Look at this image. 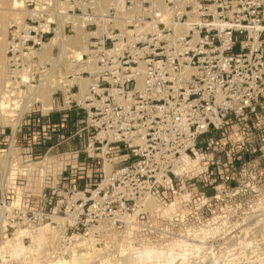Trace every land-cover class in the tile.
Returning <instances> with one entry per match:
<instances>
[{"label":"rangeland","instance_id":"rangeland-1","mask_svg":"<svg viewBox=\"0 0 264 264\" xmlns=\"http://www.w3.org/2000/svg\"><path fill=\"white\" fill-rule=\"evenodd\" d=\"M87 1L0 0V264H264V98L217 149L186 153L195 120L177 117L189 95L197 107L209 98L202 73L222 61L223 35H196L206 7L180 0L171 8L188 19L166 27L148 19V5H127L84 30L75 9ZM220 13L249 30L264 12L256 18L235 0ZM60 28L70 40L87 34L106 63L54 48V64L26 48L40 30L50 32L46 45ZM233 36L248 54V33ZM238 67L250 78L234 98L264 94L253 63ZM42 97H51L48 115ZM76 104L74 125L45 136V119Z\"/></svg>","mask_w":264,"mask_h":264},{"label":"built area","instance_id":"built-area-1","mask_svg":"<svg viewBox=\"0 0 264 264\" xmlns=\"http://www.w3.org/2000/svg\"><path fill=\"white\" fill-rule=\"evenodd\" d=\"M161 1L164 3L163 5L168 12L166 18L161 17L155 8L152 9L151 4L156 2V0H93V2L88 0L87 2H81L75 10L81 11L83 16L78 20L79 24L75 27H81L87 30L90 27L97 26V24H100L97 20H101V22L106 21L104 18L107 16L104 11L107 10L110 15L111 11L117 12L126 8L127 5H138V8H143V6L148 5L149 9H151L149 14L151 17H148V19H152L153 22L156 20L159 26L174 27L177 24L181 26L180 22L183 21L184 17L188 19V16H185V14L176 12L178 9L177 7L171 8V5L178 6L180 0H173L174 2L167 0L168 4H165L166 0ZM243 1L250 10H253L254 17H259L260 10L264 12V0ZM234 2L235 0H200V5H204L208 13L204 16V18H206L205 24L198 26L199 31L196 34L197 38L201 39L204 33L209 34L212 32L219 33L220 39L223 35L221 43L223 47L220 53L222 61L218 67L206 69L201 76V80L205 81L207 87L209 86L208 88L211 90V93L213 91L215 92L212 94L210 93L209 98H206V100L200 101L198 107L192 105L194 102L191 101L195 94L189 95L186 99L189 104L185 108V115L180 114L177 116L183 118L188 115L189 120H195L192 125H189L187 130V135L193 137L194 143L191 148L185 150L186 153L190 150L202 152V150L207 151L211 148L217 149L218 145L221 144L222 138L231 137L232 134H230V132L234 130V127L237 126L238 128V124L241 121H244L246 126H248V121L251 120L253 116H256L262 109V103L259 97L264 98V94L261 92L254 95H247L241 100H236L232 94V90L236 85L238 86L242 83L246 85L249 84L245 81L249 80V73L241 70L238 66L245 63H253L254 68L250 73L251 76H253L254 88L258 89V91H264V26L262 24L264 21V13L262 22H254V27L249 30L244 29V27L242 28V23L240 24L241 28H238L236 25L226 24L221 20L223 19V15L220 12H222L224 8L233 7ZM186 9H188V7L184 10ZM44 21L43 18L39 19L37 16H33L30 20L31 24ZM191 26L192 25L187 24L186 30H191ZM194 26L196 27L197 25ZM29 33V35H31L35 32L31 30ZM39 33H36L39 38L35 37L34 40L30 38L25 41L27 49L42 48L45 45L46 38L50 32L40 30ZM234 33H248L249 40L253 42L248 54L244 52L245 48L241 46L242 43L234 40ZM186 38L187 37L181 39L185 40ZM108 41L111 40L109 38L103 40L102 49L100 51H106ZM237 44H239L242 49L241 53L236 56H229L230 52L233 51ZM105 54H98L95 51L90 52V55L97 58L98 64L106 63L108 52ZM194 77L196 81L197 77ZM240 77H242V79H240ZM189 79L192 80V77ZM194 83L195 82L192 84ZM194 107H197V109ZM65 121L66 120H63V123ZM57 127L59 126H54L50 123H48L47 126H43L44 135H48L47 129H53L54 131Z\"/></svg>","mask_w":264,"mask_h":264},{"label":"bare ground","instance_id":"bare-ground-1","mask_svg":"<svg viewBox=\"0 0 264 264\" xmlns=\"http://www.w3.org/2000/svg\"><path fill=\"white\" fill-rule=\"evenodd\" d=\"M190 4H191V2H190ZM153 8H155L156 10H157V13H159L160 14V16L161 17H167V15H168V12H167V10L165 9V7H164V5H163V3H162V1L161 0H156V2H154L153 4H152V9ZM25 14V13H24ZM21 15H23V14H21ZM28 15H29V13H28ZM23 18V17H22ZM132 19V18H131ZM75 20H76V18H75ZM20 24H22V22L20 23ZM75 29V28H74ZM78 29V28H77ZM79 30V29H78ZM77 31V30H76ZM63 31H62V29L60 28L59 30H57V32L55 33V36L51 39V41L48 43V44H46V45H44L43 47H42V49H40L38 52H34V53H32V55L33 56H36V57H38L39 59H44L45 61H48L49 62V60H50V62H52V63H56L57 62V60H58V58L60 57V55L62 54V51H67L66 52V55L68 56V57H66V58H71V57H75V58H77L78 59V61H81L80 60V57L82 56V55H85V54H89V50L87 49V42H86V37H87V39H88V35L87 34H83V32H81V33H78V36L79 37H75V38H73V39H68V38H66V37H64L63 36V33H62ZM78 32H80V31H78ZM86 35V36H85ZM82 36H84V37H82ZM5 47H7V46H5ZM54 48H57V49H59L60 50V54L58 55L59 57H57V58H52V59H50L51 58V53H52V51H53V49ZM64 55V54H63ZM30 56V55H29ZM32 56V57H33ZM62 61V60H61ZM61 61H59V62H61ZM49 62V63H50ZM44 63V62H43ZM64 65V64H63ZM68 68V67H67ZM66 68V69H67ZM70 68H71V66H70ZM89 69L91 70V68L89 67ZM46 72H48V71H46ZM93 73V72H92ZM91 73V74H92ZM81 82H83L82 80H80ZM79 82V81H78ZM140 82V81H139ZM88 84V83H87ZM80 85H81V83H80ZM60 86V85H59ZM80 87V86H79ZM80 89V88H79ZM85 89H86V87L84 86V85H82L81 86V89H80V91H81V94H83V92L85 91ZM80 93V92H79ZM52 96V95H51ZM80 96H82V95H80ZM14 97V96H13ZM31 98V97H30ZM78 98V97H77ZM80 98V97H79ZM30 100V99H29ZM20 101V100H19ZM31 101V100H30ZM40 103L42 104V106L44 107V112H45V115H48V113L46 114V112L47 111H49V109H50V107H51V97H48V98H45V97H42L41 99H40ZM20 121V118L18 119V122ZM18 122H17V124H18ZM15 125V127H14V134L16 133L15 131H16V127H18V125ZM14 126V125H13ZM8 158V157H7ZM185 158H186V156H185ZM188 158V157H187ZM187 160V159H186ZM7 162V161H6ZM35 165H38V164H35ZM110 167V166H109ZM108 169V168H107ZM110 169H108V171H109ZM107 183V182H106ZM148 202H150V201H148ZM152 202V201H151ZM151 209V208H150ZM54 219V218H53ZM21 235V234H20ZM15 238H17L16 236H15ZM18 239V238H17ZM18 246H21V245H18ZM21 248V247H20ZM22 251H24V250H22ZM183 259L185 260V257H183ZM189 260V259H188ZM183 264V263H182Z\"/></svg>","mask_w":264,"mask_h":264},{"label":"crops","instance_id":"crops-1","mask_svg":"<svg viewBox=\"0 0 264 264\" xmlns=\"http://www.w3.org/2000/svg\"><path fill=\"white\" fill-rule=\"evenodd\" d=\"M81 109L79 108L78 104L72 106L69 110H67L66 112H61L59 109H56L55 112H53L52 114H50L49 117H47L45 120H47L48 123L54 125V126H65V125H74L75 119L78 115V113H80ZM63 120H66L63 123ZM64 132H66V130H64ZM13 134V132H12ZM15 136H17V132L16 134H14ZM13 135V136H14Z\"/></svg>","mask_w":264,"mask_h":264}]
</instances>
